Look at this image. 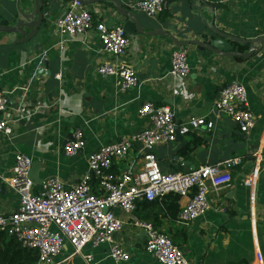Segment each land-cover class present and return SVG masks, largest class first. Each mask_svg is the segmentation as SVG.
Segmentation results:
<instances>
[{"label": "crops", "instance_id": "1", "mask_svg": "<svg viewBox=\"0 0 264 264\" xmlns=\"http://www.w3.org/2000/svg\"><path fill=\"white\" fill-rule=\"evenodd\" d=\"M73 0H54L50 15L39 37L26 44L15 45L16 37L0 33V89L10 93V107L20 96L19 87L31 83L32 103L45 101L51 105L14 127L11 140L0 135V214H11L19 206L18 195L10 187L15 155L22 153L33 160L31 178L38 189L47 179L57 178L67 188L90 175L88 158L102 147L145 130L148 119L139 115L145 103L170 107L178 125L191 117H212V109L220 92L230 85L247 88L249 108L256 118L249 135L242 134L228 117L216 118V126L201 129L174 143L156 149L161 170L165 174H188L205 165H216L228 159L241 158L243 163L231 171V187L216 200L214 209L189 227L181 226L159 205L143 209L138 204L136 217L154 225L185 250L189 264H264V45L250 60L207 57L194 45L186 48L191 75L187 81L189 97L175 94L178 88L168 73L171 55L180 47L167 36H130L131 46L122 62L137 72L140 84L126 92L119 91L116 79L101 76L97 69L116 58L102 49L98 35L69 40L61 50L56 33L57 21L67 12ZM95 1V0H84ZM133 12L146 31L162 30L181 42L200 39L215 25L222 32L243 41L264 36V0L223 3L207 0L209 8H201L202 0H171L169 11L157 18L131 9L141 0H118ZM31 0H0V26L13 25L21 7ZM112 4V3H111ZM96 22L109 27L123 26L125 20L114 5L98 3L86 6ZM235 52L248 53L249 45L232 43ZM63 70V79L55 75ZM46 71V73L44 72ZM180 88V87H179ZM180 90V89H177ZM215 118V116L213 115ZM84 135L86 147L68 157L64 148L73 141L76 131ZM133 157V156H132ZM132 162L128 159L114 165L120 173ZM252 180L247 186L246 181ZM94 193L98 185L93 177ZM180 207L188 203L181 198ZM116 242L130 255L128 262L116 263L110 257L109 244L97 248L87 246L77 255L67 244L53 264H86L84 256H92V264H161L145 250L146 234L135 229L128 216ZM9 236H11L9 234Z\"/></svg>", "mask_w": 264, "mask_h": 264}, {"label": "built area", "instance_id": "2", "mask_svg": "<svg viewBox=\"0 0 264 264\" xmlns=\"http://www.w3.org/2000/svg\"><path fill=\"white\" fill-rule=\"evenodd\" d=\"M222 1L232 3L248 0ZM170 7L171 0H141L131 5V9L151 18L161 16ZM92 31L98 35L103 51L116 58L114 63L99 66L98 73L105 78H115L121 92L137 87L140 84L137 72L121 61L129 52L130 36L123 26L109 27L105 22H96L94 14L82 0H73L67 12L57 21L60 49L65 50L69 40L86 36ZM168 75L179 84L180 88L172 89L174 93L189 97L187 81L191 67L186 48H179L172 53ZM55 79H63V70L55 75ZM31 86L28 83L17 89L20 96L14 108L10 107V93L0 89V135L8 140L15 137L16 124L51 108L45 101L32 103ZM211 114V118L191 117L178 125L170 107L145 103L139 115L148 119L147 128L90 155V175H85L70 188L59 179L52 178L37 189L30 176L32 158L17 153L14 175L8 181L18 195L19 206L11 214H0V231H9L24 249L36 251L39 264H53L67 244L73 247L77 255H82L87 246L97 248L109 244L112 260L116 263L128 262L131 255L116 242V236L123 232L126 225V221L117 215L116 211H121L128 216L135 229L146 234L145 250L158 262L189 264L184 249L154 225L138 219L135 213L138 204L143 201H161L168 194H178L189 199L181 210L178 223L189 227L214 209L216 200L231 187V171L243 163L241 158L205 165L188 174H165L156 156V149L174 143L178 133L183 137L201 129L213 130L216 118H230L245 135H249L256 125V118L249 108L247 88L240 84L221 90ZM85 147L84 135L78 130L73 135V141L65 146L64 154L72 157ZM128 159H132V162L124 171L113 172L116 163ZM93 177L98 185L97 194L93 189ZM246 185L251 186L252 180L248 179ZM257 259L260 263L264 262L261 252L257 253ZM84 260L86 264H92L94 259L84 256Z\"/></svg>", "mask_w": 264, "mask_h": 264}, {"label": "water", "instance_id": "3", "mask_svg": "<svg viewBox=\"0 0 264 264\" xmlns=\"http://www.w3.org/2000/svg\"><path fill=\"white\" fill-rule=\"evenodd\" d=\"M54 0H31L29 4L21 7L19 4L18 16L15 18L13 25H9L5 22L0 26V33H6L16 37L15 45L26 44L31 42L33 39L39 37L42 28L46 24V16L50 15L51 7H45L46 4H52ZM85 6H90L98 3H112L117 9L121 17L124 18L125 23L123 25L125 32L128 36L148 35V36H167L179 47H185L194 45L197 49L204 53L207 57H220V58H240L243 60H250L255 54L260 53L264 45V36L258 37L253 40L243 41L239 38L233 37L222 32L216 28L215 25L210 26L209 32L203 34L200 39L192 40L189 42H181L171 33L154 30L148 32L145 30L138 17L126 9L118 0H95V1H84ZM194 7L197 8V0H193ZM203 5L201 8L209 5L207 0H202ZM233 42H238L243 45H249L248 53H240L234 51ZM46 73V71H44ZM183 137L178 133L177 141Z\"/></svg>", "mask_w": 264, "mask_h": 264}, {"label": "trees", "instance_id": "4", "mask_svg": "<svg viewBox=\"0 0 264 264\" xmlns=\"http://www.w3.org/2000/svg\"><path fill=\"white\" fill-rule=\"evenodd\" d=\"M181 198L180 195L171 193L161 201H143V209L159 205L167 215L178 222L182 210L179 204ZM0 264H39V255L36 251L24 249L13 236H9V231H0Z\"/></svg>", "mask_w": 264, "mask_h": 264}, {"label": "bare ground", "instance_id": "5", "mask_svg": "<svg viewBox=\"0 0 264 264\" xmlns=\"http://www.w3.org/2000/svg\"><path fill=\"white\" fill-rule=\"evenodd\" d=\"M147 16V15H146ZM181 48V47H180Z\"/></svg>", "mask_w": 264, "mask_h": 264}]
</instances>
